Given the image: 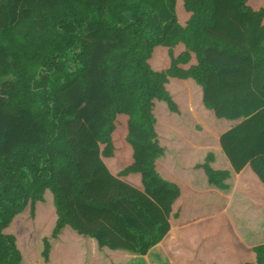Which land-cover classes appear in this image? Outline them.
<instances>
[{
	"label": "trees",
	"instance_id": "16d2710c",
	"mask_svg": "<svg viewBox=\"0 0 264 264\" xmlns=\"http://www.w3.org/2000/svg\"><path fill=\"white\" fill-rule=\"evenodd\" d=\"M0 264H264V0H0Z\"/></svg>",
	"mask_w": 264,
	"mask_h": 264
},
{
	"label": "crops",
	"instance_id": "0c3cea01",
	"mask_svg": "<svg viewBox=\"0 0 264 264\" xmlns=\"http://www.w3.org/2000/svg\"><path fill=\"white\" fill-rule=\"evenodd\" d=\"M235 198L238 199L236 196V193H233L230 200H234ZM254 210L257 212L258 208L254 209Z\"/></svg>",
	"mask_w": 264,
	"mask_h": 264
}]
</instances>
